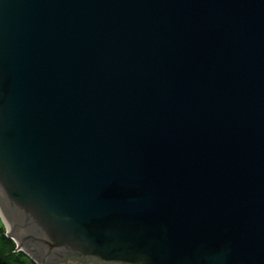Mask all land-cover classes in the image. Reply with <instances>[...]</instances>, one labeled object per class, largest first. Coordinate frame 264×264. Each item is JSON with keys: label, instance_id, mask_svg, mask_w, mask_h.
Returning a JSON list of instances; mask_svg holds the SVG:
<instances>
[{"label": "water", "instance_id": "water-1", "mask_svg": "<svg viewBox=\"0 0 264 264\" xmlns=\"http://www.w3.org/2000/svg\"><path fill=\"white\" fill-rule=\"evenodd\" d=\"M0 215L35 264H264V0H0Z\"/></svg>", "mask_w": 264, "mask_h": 264}, {"label": "trees", "instance_id": "trees-1", "mask_svg": "<svg viewBox=\"0 0 264 264\" xmlns=\"http://www.w3.org/2000/svg\"><path fill=\"white\" fill-rule=\"evenodd\" d=\"M0 264H35L23 252L18 251L15 242L6 236L0 225Z\"/></svg>", "mask_w": 264, "mask_h": 264}, {"label": "rangeland", "instance_id": "rangeland-1", "mask_svg": "<svg viewBox=\"0 0 264 264\" xmlns=\"http://www.w3.org/2000/svg\"><path fill=\"white\" fill-rule=\"evenodd\" d=\"M0 225L3 227V229L5 230V233H6V236H8V234L10 233V232H8L6 229H7V227H6V225L3 223V221H2V219H1V217H0ZM15 241V240H14ZM15 244H16V246H18L17 245V243H16V241H15ZM18 251H21V252H23L28 258H29V256H31V255H29L25 250H23V249H20V250H18ZM30 259V258H29ZM31 260V259H30ZM32 261V260H31ZM38 262V261H37ZM64 262H66V264H81L79 261H74V262H72L70 259H68V260H66V261H63V262H59V263H64ZM76 262V263H75ZM39 263V262H38ZM40 264V263H39Z\"/></svg>", "mask_w": 264, "mask_h": 264}, {"label": "bare ground", "instance_id": "bare-ground-1", "mask_svg": "<svg viewBox=\"0 0 264 264\" xmlns=\"http://www.w3.org/2000/svg\"><path fill=\"white\" fill-rule=\"evenodd\" d=\"M0 217H1V215H0ZM1 219H2L3 223H4V224L6 225V227H7V231L11 233V229H10V227L6 224V222L3 220L2 217H1Z\"/></svg>", "mask_w": 264, "mask_h": 264}]
</instances>
